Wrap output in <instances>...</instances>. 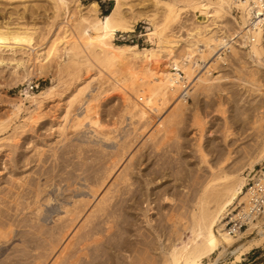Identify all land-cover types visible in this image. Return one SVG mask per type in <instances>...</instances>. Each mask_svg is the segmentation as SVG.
<instances>
[{
  "label": "bare ground",
  "instance_id": "bare-ground-1",
  "mask_svg": "<svg viewBox=\"0 0 264 264\" xmlns=\"http://www.w3.org/2000/svg\"><path fill=\"white\" fill-rule=\"evenodd\" d=\"M111 1H113L112 9L108 14L102 15L96 0L88 5H84L82 0H0V14L8 18L0 22V79L6 80L7 71L4 70L10 69L8 76L10 80H6V86L28 84V88L19 93L18 100L11 104L10 114L0 120V137L10 130L13 131L12 135L8 134L9 136L0 139V143L18 142L20 139L18 132H26L34 126L36 128L43 118L45 105L57 101L59 103L66 101L63 106V116L58 118L54 115V119L57 120L54 121V125L57 122L56 129L61 137L69 128H73L75 132L87 129L91 138L100 142L114 143L120 128L128 120L133 125L144 123L146 131L162 112L167 110L171 100L175 99L174 104L172 101L173 117H181L186 114L188 99L194 94L196 96V92L201 90L202 94H211L209 92L218 90L216 84L221 80L218 79L219 76L214 77V74L221 73L218 67L228 61L227 53L232 54L234 59L238 55V50L244 51L246 61H251L253 64L247 66L246 62H242L249 77L248 81L238 78L241 86L248 93L246 99L250 100H246V103L250 114H247L244 125L238 124L235 120L226 123V135L220 149H217L216 145L210 146L208 141L204 142L203 134L197 136L196 149L200 158L198 169L205 171L207 175L197 185L183 189L188 192L182 203L186 209H190L187 222L181 224L189 233L186 241L182 239L183 233L178 227L180 224L176 223L177 225L174 224L170 230L171 239L167 240V243H170L169 247L161 249L159 244L168 232L163 225L158 228L153 226L150 216L152 207L148 208L145 217L151 231L142 232L136 228V240L134 243L129 241L132 237L131 228L134 227V224L128 223L131 213L128 209L123 210L124 214L122 209H109L112 199L108 196L114 184L105 188L121 163L118 162L105 172L102 179L98 180L96 176L98 181L90 182L86 187L91 199L97 198L103 189L106 190L98 204L101 208L87 216L88 230L77 243L79 247L75 248V252L73 251L66 260L64 256H58L53 264H202L221 246H232L238 237L249 238L259 230L258 236L264 238L262 228L264 212L259 211L264 208V167L260 172H256V167L264 162V144L249 158L242 169L234 173L228 168L234 156L232 147L244 136L243 133L264 125V0H152L154 9L146 14L136 13L135 5L131 7L133 1L140 0ZM234 13L236 16H233ZM184 14L193 17V22L188 38L182 39L181 44V38H178L181 37L180 35L175 39L174 34V36L170 35L172 32L170 34L167 32L172 28L170 30L175 33L176 27L175 31L173 29L175 25L182 27ZM28 16L31 17L32 23L25 22ZM40 16L47 20L42 34H40L41 28L34 24L35 19L41 18ZM143 21L148 26L147 48L141 49L137 44H117L119 39L128 40ZM177 48L179 50L185 48L182 56H178ZM121 71L125 74L122 78ZM105 75L113 81V92L119 95L124 104L122 118L116 120L113 125V134L104 132L105 127L94 104L97 99H85L92 83ZM47 76L51 77L50 84L38 93L32 92L31 85L34 80ZM78 102L83 103L81 111L73 119L70 127L68 123L72 114L71 109ZM199 111L198 109L193 117V125L198 128L202 126ZM166 125H162L157 134L163 131ZM175 133L176 131L172 130L166 137ZM147 139L152 140V137L149 136ZM163 146L164 143H161L156 149ZM210 151L216 154L212 161L209 159ZM132 159L133 156L130 160ZM245 169L250 172V177L244 175ZM259 173L260 178H257ZM150 176L151 178L147 179L150 184L159 183L157 176ZM120 178L127 187L138 183L135 175L122 172L115 178V182ZM251 178L256 187L249 189ZM73 180L70 179L72 183L68 185L75 186L76 182ZM90 180L91 178L88 179ZM18 184L19 187H13L9 193L11 197L7 198L13 202V205L14 203L17 207L20 205L19 207L24 211L34 209V213L39 215L44 202L46 205L54 203L53 196H50L47 188L37 186L36 191L31 193L32 197L26 199L25 197L30 195L23 194L26 192L27 182L21 181ZM81 187L75 189L84 190ZM2 189L0 188V191ZM147 190L148 197L155 196L154 200H160L162 208L168 207L169 202L174 204L176 201L170 196V193L176 194L173 192V187L169 189L168 186L160 184L154 189ZM69 192L74 190L71 189ZM2 201L0 204L3 203ZM66 204H61L62 210L65 211L62 224L52 231L53 235L61 234L63 241L75 228L85 211L78 209L82 201H74L71 208ZM239 206L242 210L239 212L238 209L239 215L233 216V209ZM17 207L16 213L20 212L18 211L20 208ZM119 211L124 217L121 225L118 222L124 231L123 236L111 233L114 225L116 227L115 219L117 218L118 221L119 216L116 215ZM231 215L232 220L242 218V221L248 223V228L243 232L230 230L231 228L228 230L226 220ZM3 218L13 223V220L8 219L4 213H0L2 224ZM90 219H94V223ZM22 221L25 220L16 222L14 220L11 226L7 225L11 228L9 229L11 234L0 224V253L1 240H6L4 244L10 243L13 239L12 228L23 227ZM18 224L20 226H17ZM31 228L35 233L26 232V229L23 240L27 247L34 248L37 229L33 226ZM18 234L14 232L15 237ZM74 245L67 243L64 252L72 250ZM58 247H54L51 255H55ZM17 258L13 263L7 262L11 258H7L6 261L1 260L0 264H21V256ZM236 259L240 261V258L236 257Z\"/></svg>",
  "mask_w": 264,
  "mask_h": 264
},
{
  "label": "rangeland",
  "instance_id": "rangeland-1",
  "mask_svg": "<svg viewBox=\"0 0 264 264\" xmlns=\"http://www.w3.org/2000/svg\"><path fill=\"white\" fill-rule=\"evenodd\" d=\"M92 1L93 0H82V3L88 5ZM96 1L100 6V12L102 15L109 13L112 9L113 1ZM140 1H133L131 3L132 8L135 5L134 8L136 13L146 14L149 13L150 10V13L153 11L152 0ZM233 16H236V13H234ZM40 17L41 18L35 19L34 24L42 29H40V34H42L47 20L43 16ZM192 19L193 17L184 14L182 16V27H180L181 25H175L173 28L175 31L176 27V32L178 34L171 31L172 28H170L171 30L169 29L167 33L170 34L172 32L170 35L174 34L175 36H173L175 39L180 35L181 37L178 38H181L182 44V39H187L189 31L192 29ZM6 20H8V18L0 14V22L2 23ZM199 20L202 21L203 18H199ZM25 22L32 23L31 17L28 16ZM147 28L148 26L145 25V21H143V23H140L137 26L136 32L128 37V40L124 41L119 39L117 44H137L141 49L147 48L149 46L146 37ZM178 50L179 48H177V51ZM184 50L185 48L180 49L178 51V56H182ZM226 56H228L226 64L221 65V68L218 67L221 73L219 72L220 74H218V72H216L214 74V77L219 76L218 79L221 80L216 84L219 91L215 89L213 92H209L211 94H202L201 90H199L200 92H196V96L194 94L192 95L193 98L191 97L188 99L189 105L186 114L181 117H173V104L175 99L171 100V104L172 101L173 104H170L167 110H164V113L162 112L161 116L156 119L154 124L146 131L144 123L133 125V123L128 120L124 126L120 128L119 135L114 140V143L100 142L97 139L95 140V138H91L87 129L75 132V130L69 128V126L71 127L73 119L81 111L83 103L78 102L71 109L72 114H70V121L68 123V125L70 124L68 126L69 129H67L66 134L61 137L58 129H56L57 122L55 123L56 125H54V121H57L54 119V115L58 118L63 116V106H65L64 102L66 101H60V103L57 101L52 103L49 102L45 105L42 114L43 118L39 125H37L38 127H30L31 129H28L23 133L18 132L20 134L18 135V138H20L18 141L19 143L15 141V143H10L12 144L10 145L6 141L1 142L0 188L3 189L0 192L3 193V195L0 193V203L2 200L4 201L0 204V213H4L8 219L13 220V223L14 220L15 222L18 220L25 221H22L23 223L21 226L23 227L12 228L13 233L11 237H13V239L10 243L4 244L6 243V240H1L0 261H6L7 258H11L10 260H7V262L13 263L18 259L17 256H21V264H34L35 262L41 264H53L58 256H64V260L68 259L69 255H71L75 248L79 247L77 246V243L81 241L82 237H84L87 232L86 230H88L87 226L89 223L86 221L87 216H89L92 211L101 208L98 204L106 191L103 189L102 193H100L101 196L99 195L100 197L98 196V199L92 198L93 201L88 195L89 191L86 187L90 182L102 179L105 176V172L112 169V167L118 162H121L118 169L114 172L113 176L108 180V184L105 186V188H109L114 184L111 187L112 192L110 196H108V198L112 199V202L110 203L111 207L109 209H122V213L124 209L130 211L131 218L128 223L130 225L134 224V227L131 228L132 237L129 241L134 243L136 240L137 229L142 232L151 231L148 226L147 218L145 217L148 213V208L152 207L153 209L150 212V216L153 220V226L158 228L163 225L168 232V235L165 236L159 245L161 249L169 247L170 243H167V240L171 239L170 230H172L174 224L177 225L179 223L181 226V224L187 222L186 220L190 209H186L182 203L183 198H185V195L188 192V190L187 192L185 191L186 187L197 185V183L205 179L207 175L205 171L198 169L200 158L196 149L197 138L203 134L205 136L204 142L208 141L210 142V146L216 145L218 146L217 149H220L226 135V123L235 120L238 124L244 125L247 114H250L246 103V100L250 99H246L248 93H246V90L241 86V82L238 78L248 81L249 77L246 75V71L243 68L244 64L242 62H246L247 66L253 64L251 61H246L244 51L238 50V55L234 59L230 53H227ZM226 56L223 55V57ZM121 70H123V68H121ZM4 71H7L5 75H7L6 80L9 81L10 77L8 76L10 69ZM124 76V72L121 71L120 77L122 78ZM6 80L0 79V120L5 119L10 114L11 104L18 100L17 97L22 90L28 88V84H18L17 86L13 85L8 87L6 86ZM50 80V76L35 79L34 83L31 85V91L38 93L39 90H42L50 84ZM112 82L113 81L106 75L97 78L90 86L85 98L88 100L97 99L94 104L97 106L100 120L105 127L104 132L107 134H113V125L116 120H119L121 117L124 106L119 95L113 92ZM199 93H201V95ZM197 108L200 110L199 114L202 124L199 128L193 125V117L198 111ZM204 122L205 125L203 126ZM162 125H166V127L163 131L157 134ZM172 130H175L176 133L166 137L167 133ZM8 134L12 135L13 131L10 130L5 133L0 139L9 136ZM140 135L142 136L140 137ZM243 135L244 136H242L232 147L234 150V156L229 162L228 168L234 173L242 169L248 162L249 158L255 155L260 146L264 144V125L260 126L258 129L243 133ZM112 136L115 137L116 135ZM149 136L152 137V140L147 139ZM161 143H164V146L156 149ZM132 156L133 159L130 160ZM209 156V159L212 161L215 159L216 154L210 151ZM263 167L264 162L256 167V172H260ZM122 172L135 175L136 180L138 179V183L127 187V185L121 180L122 177L115 182V178H117ZM150 175L157 176L159 183L155 182L154 185H152V183L150 184V181L147 180L151 178ZM244 175L251 176L247 169L244 170ZM96 176L99 178L98 180L96 179ZM254 177L255 176H252V178ZM69 178L71 181L74 179L73 181L76 182L75 186H73V184L68 185L69 183H72L69 181ZM90 178L91 180L88 181ZM252 178L248 184V188L253 186L254 182L252 181ZM21 181L24 183L27 182L28 184V186L25 187L26 192L23 193L30 194L25 197L26 199L32 197L31 193L35 192L36 187L40 185L42 188H47L48 193L50 192L49 194H51L50 196H53L54 203L46 205L44 202L42 211L39 215L34 213V209L24 211L21 209L22 207H19L20 205H18V207L16 203L13 205V202L7 197H11L9 195L11 189H13V187H19L20 184L18 183ZM160 184L168 186L169 189L170 187L171 189L173 187L174 191H169L176 192V194L170 193V196L176 200L175 203L172 204L169 202L171 206L169 205L166 208L164 206L162 208L159 202L160 200H154L155 196L153 198L148 197L147 189H154ZM69 186L74 188H70ZM79 187L84 188V190L79 191L78 189H75ZM71 189L74 190V192H69ZM76 200L82 201V204L78 205V209L80 211L85 209V211L75 228L69 232L63 241L61 234L53 235L52 231L62 224L61 220L64 218L65 211L62 210L61 204L67 203L66 206L71 208ZM240 206L237 209H233V215L238 213V209H240L239 212L242 210ZM16 207L17 209L20 208L18 209L20 212L16 213ZM122 213L121 211L117 212L118 215H116V217L119 216L118 221L117 218L115 219L116 221L114 220L116 222H114L116 227L114 225V229L111 231V233L113 232L121 236H123L124 233L120 226L124 218ZM16 216L18 217L15 219ZM175 216L177 217L176 219L173 218ZM2 220L3 224H0L3 226L1 227L3 228L5 226L4 230L11 234V231H9L11 228L7 225L11 226L13 223L5 218ZM90 220L94 223V219ZM226 221L228 222V219ZM24 222L26 223L24 224ZM128 223H124V225H128ZM25 225L26 227H24ZM31 225L36 227L37 232H40H36L34 248L27 247L23 240V235L25 234L24 231L26 229V232L29 231L33 234L35 233V230L31 228ZM17 226L20 225L18 224ZM180 226L178 227L182 230V239L186 241L189 233L185 231L184 225V227ZM234 226V224H231L227 229H232ZM248 226V223L244 224L239 232L245 231ZM19 228L22 229L20 230ZM262 228L264 229V224L262 225ZM258 231L259 230L249 238L243 236L241 238H236V242L232 246H221L214 255L205 259L202 264H264V238L258 236ZM14 232H18L20 235L18 234L17 237H15ZM50 234L52 237H50ZM231 234L233 235L234 232H231ZM233 236H235V234ZM252 240H254V242H251ZM67 243H74L75 245L72 250L70 249L65 253L64 248ZM55 246H59L55 253V255L57 254L56 256L51 255ZM61 253H63V255ZM31 255L33 258H29ZM163 256V259H165V254H163ZM236 257L240 258V261L237 260Z\"/></svg>",
  "mask_w": 264,
  "mask_h": 264
},
{
  "label": "built area",
  "instance_id": "built-area-1",
  "mask_svg": "<svg viewBox=\"0 0 264 264\" xmlns=\"http://www.w3.org/2000/svg\"><path fill=\"white\" fill-rule=\"evenodd\" d=\"M261 175V174H260ZM260 175H258V177L257 178H260ZM254 182V181H253ZM254 187H256V185H255V182L253 183V186L252 187H250V188H254ZM249 188V189H250ZM263 207V206H262ZM261 207V208H262ZM259 211H260V213L262 212V211H264V208H262V209H259ZM232 215H233V213H232ZM232 215L228 218L229 219V221L227 222V227L229 226V225H231V224H234L235 226L232 228L233 230H240L241 228H242V226L244 225V224H246L247 222H244V221H242V218H237V219H235V220H232ZM239 215V214H238ZM238 215H233V216H238ZM232 229H230V230H232ZM232 232V231H231Z\"/></svg>",
  "mask_w": 264,
  "mask_h": 264
},
{
  "label": "trees",
  "instance_id": "trees-1",
  "mask_svg": "<svg viewBox=\"0 0 264 264\" xmlns=\"http://www.w3.org/2000/svg\"><path fill=\"white\" fill-rule=\"evenodd\" d=\"M108 14V13H107Z\"/></svg>",
  "mask_w": 264,
  "mask_h": 264
}]
</instances>
